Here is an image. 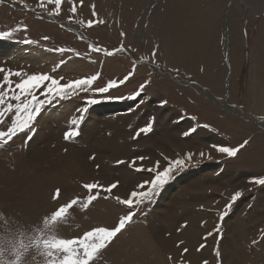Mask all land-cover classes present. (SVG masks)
Segmentation results:
<instances>
[{"label": "rangeland", "instance_id": "obj_1", "mask_svg": "<svg viewBox=\"0 0 264 264\" xmlns=\"http://www.w3.org/2000/svg\"><path fill=\"white\" fill-rule=\"evenodd\" d=\"M189 1L199 18L208 12L219 14L214 31L205 33L213 36L209 60L214 54L218 57L211 62L216 65L209 70L211 77L200 68L198 71L203 61L195 60L189 69L187 62L178 61V50L170 49V44L182 39L173 19L184 0H83L82 6L75 0V16L70 11L72 0H63L58 16L44 11L39 0L0 3V33H10L0 36V68L28 75L47 73L63 77L61 83L100 73L95 87L134 71L129 81L108 93H79L45 103L31 132L0 145V259L6 264L19 254L21 241L31 246L39 235L37 226L43 227V217L59 206L52 200L56 188L62 193L59 203H65L72 197L81 201L87 197L82 184L107 186L119 181L113 196L126 197L137 183L152 175L130 168L133 158L145 157L136 161V167L147 169L159 160L162 169L167 166L164 157L175 160L186 153L193 154L187 167L174 171L173 179L153 203L132 209L137 213L132 223L94 264H202L204 260L208 264H264V186L249 183L250 177L264 175V72L258 63L264 48V5L256 3L253 12L249 6H240L242 0ZM220 3L221 9L216 10ZM92 5L105 23L88 28ZM232 9L238 12L234 34ZM121 32L126 34V51L106 56L89 48H118ZM236 37L238 58L232 64ZM156 47L153 64L151 53ZM201 47L198 45V50ZM60 48L65 51H56ZM174 69H179V74ZM2 77L0 73V80ZM217 78L220 90L214 92L210 82ZM146 80L150 83L133 99ZM209 93L217 101L205 96ZM38 98L45 99L39 94ZM90 99L97 103H86ZM161 101L167 103L161 106ZM85 108L79 135L66 141L70 120ZM150 122L151 131L133 139L137 130ZM7 124L10 119L0 128ZM190 130V135H183ZM167 133L172 134L170 141L165 140ZM246 139L250 143L235 158L212 147H235ZM93 155L95 159H89ZM118 160L125 163L118 165ZM237 191L241 196L231 202ZM229 203L231 207L226 209ZM127 211L113 199L100 198L87 209L74 206L52 232L71 238L95 226L113 227ZM185 223L187 226L181 227ZM189 228L196 231L192 243L196 260L190 259L191 244H185L188 240L182 236ZM52 232L45 230V236ZM209 232L213 235L204 239ZM254 240L258 243L253 244ZM179 241L184 243L177 247ZM200 244L206 246L198 252ZM184 248L189 251L182 256ZM22 264H46V260L33 246L23 253Z\"/></svg>", "mask_w": 264, "mask_h": 264}, {"label": "snow or ice", "instance_id": "obj_2", "mask_svg": "<svg viewBox=\"0 0 264 264\" xmlns=\"http://www.w3.org/2000/svg\"><path fill=\"white\" fill-rule=\"evenodd\" d=\"M4 0H0L3 3ZM40 7L44 11H48L50 15H59L62 10L63 0H39ZM81 6L83 0H80ZM51 5L49 10L48 6ZM92 8V19L86 22V27L92 28L95 24H103L105 21L98 19V14L95 10V5ZM73 16L77 12L76 2L72 0V7L70 9ZM71 20L72 17H69ZM83 23V22H81ZM246 34V32H245ZM10 35V33H0V36ZM125 33L121 32L122 38L121 44L118 48L107 50L96 45H89V48L97 53H103L106 56H113L116 53L124 52L126 49L123 44V37ZM47 39V37H45ZM58 52H64L65 49H57ZM71 51V50H69ZM158 47L153 48L151 57L152 63L155 64ZM79 55V53H76ZM147 59V58H144ZM156 67H159L157 64ZM179 74V69H174ZM203 71V68H201ZM0 73H3L2 80H0V125H5L10 119V124H7L6 128H0V145L7 144L15 137L26 134L32 131V126L37 116L41 112V109L45 103H51L54 99H65L70 96L77 95L79 93H93L104 94L110 92V90L118 88L120 85L125 84L134 74V71H130L128 75L123 79H109L103 86L95 87L96 82L101 78L100 73H96L89 76H83L74 80H68L66 83H61L63 77L57 79L54 76L47 73H34L25 74L20 71L4 70L0 68ZM18 77L19 80L14 81L12 78ZM150 81H145L139 86L138 91L133 95V99L139 96ZM39 96L45 97V99L38 98ZM86 103L95 104V99H90ZM161 106L167 103V101H161ZM235 107V105H233ZM87 109H82L78 117L70 120L71 127L65 131L64 139L66 141L72 140L79 135V127L84 119L83 113ZM151 122L145 127L139 128L133 137L136 139L141 133H148L151 131ZM207 127V125H205ZM190 131L183 133L184 136L190 135ZM30 139V137H29ZM250 143L249 140H244L237 146H225V145H212V147L218 152L225 155L228 158L237 157L238 153L244 149ZM192 153H186L183 158H177L170 160L168 157H164L167 161V166L161 169V162L157 160L152 167L143 168L136 167V161H143L145 157H135L129 163V167L133 168L137 172L147 171L151 173L150 179L141 180L137 183L132 190H130L126 197L113 196V191L120 186L119 181H114L107 186L100 184L99 182L85 183L81 187L88 193L87 197L81 201L80 197H72L65 203H59L62 198L60 188H56L52 193V200L59 204L58 207L51 210L46 214L41 223L43 227L37 226L36 231L39 233L35 237L30 247H36L37 251L42 257L45 258L46 264H94L96 258L106 250L120 234L126 229V227L132 223L134 216L137 214L132 209H141L142 205L151 204L154 202V197L158 196L164 186L173 179V173L177 169H183L187 167L186 161H190ZM203 156V153H200ZM89 159H95L94 155ZM116 163L124 164L125 161L118 160ZM98 167V166H97ZM249 183L264 186V175L252 176L249 178ZM101 193H106L101 197ZM241 196V192H235L231 197V202H235ZM103 199H113L117 204L124 206L127 209L125 215H121L116 221L113 227L107 226H95L89 230L84 231L82 234L73 236L71 238H60L55 235L52 230L58 223L63 222L71 209L74 206L79 205L82 209H87L94 201ZM231 203L225 206L230 208ZM227 212L221 213L220 220L223 221ZM203 224V222H202ZM187 224L181 225L186 227ZM45 230L52 232L51 235L45 236ZM179 231V229H178ZM220 231L219 225L215 229L218 235ZM213 232L205 234L204 239L208 236H212ZM264 239V237H262ZM184 242L179 241L177 247H180ZM253 244L258 241H253ZM20 249H18V255L14 256V259L8 260L7 264H22V255L29 250V245H25L20 242ZM206 245L200 244L196 251H201ZM188 248H184L181 255L183 256L188 252ZM2 255V253H0ZM216 255L219 258V249H216ZM171 259V257H169ZM0 264H6L3 259H0ZM202 264H208L207 260H204Z\"/></svg>", "mask_w": 264, "mask_h": 264}, {"label": "bare ground", "instance_id": "obj_3", "mask_svg": "<svg viewBox=\"0 0 264 264\" xmlns=\"http://www.w3.org/2000/svg\"><path fill=\"white\" fill-rule=\"evenodd\" d=\"M184 1H185V5L184 6L182 5V8L178 12V14H179L178 17L173 19L174 23L175 22L178 23L177 29L181 32L182 39L178 38V40L176 42L174 41L173 44H170V49H173L175 53L178 50V53H176V56L178 57V61L181 62V60H182L184 63L187 62V66H188L189 69L192 68L191 65L194 63L195 60L198 59L199 62L203 61V62H201V65H203L202 66L203 67V74L209 75L211 77L212 75H210V71L209 70L210 69H215V67H216V65L212 64L211 62L212 61L214 62L215 60H217L218 57H216V54H214V55L212 54L213 55V59L209 60V58L211 57L210 49L211 48H212L211 50L214 49L213 36L211 38V37L206 36V34L210 32V29L213 30V28L217 25V22H218V19H219V14H217L218 12H208L207 15L201 16L199 18V17H197L198 13L195 14L194 13L195 10L192 7H190L191 6V4H190L191 2L190 1L188 2V0H184ZM242 1H243L241 3L242 5H240V6H244V7L245 6H249V8H251L253 12L255 10H257V4L256 3H261V5H264V0H251V1L250 0H242ZM221 4L223 5V3H220L218 6L215 7V9L216 8H218V9L220 8L221 9V6H222ZM234 8H236V10H238L239 3H236ZM24 9H27V7L25 6ZM236 10L232 9L231 13H230V17H231V20H232V22L230 23L231 26H232V31H231L232 34H234V31H235L234 22L237 20V17H238V12ZM234 19H236V20L234 21ZM202 33H204V34L206 33L205 34V39H203L201 37ZM207 35H209V34H207ZM206 37H208V38L206 39ZM232 38H234V36ZM235 39H236V43L234 42ZM235 39H233V46H232V49H231L232 53H233L231 55L232 56V59H231L232 64H236V60L238 58V56H237V54H238V46H237V41L238 40H237V37ZM263 42H264V40H263ZM162 44L164 45V43H162ZM198 45L202 46L200 48V50L202 49L201 51L198 50V48H197ZM164 51H166V49H164ZM203 51H204V53H203ZM259 58H260V61L258 62L259 63V69L263 73L264 72V48L262 49L261 54H259ZM190 63H192V64L190 65ZM199 68L201 70V67L198 65V71H199ZM224 70L221 69V71H224ZM219 80H220V78H217L215 81H211L210 82L212 84V87L215 90L214 92H218L220 90L219 85H218ZM203 92L204 91H202V94H203ZM204 93H207V92H204ZM211 93H213V92L211 91ZM211 93L206 94L205 96L208 99H210L212 102L217 101L215 98L211 97V96H213ZM242 115H245V114H242ZM165 135H166L165 136V138H166L165 140H169L170 141L172 139V134L170 135V134L167 133ZM177 208H178V206L176 208H173V209L175 211H178ZM168 221H170V220H168ZM251 223H254V222L252 221ZM238 227H239V225H238ZM241 230H242V227H241ZM195 232L196 231H194L193 228H189V230L187 229L182 234V236L184 238H186V240H188L187 242H185V244H187V245L191 244L192 250L189 253V257H190V259H194V260H196L198 258V256L193 252V246H192V243L195 241L194 237H193ZM239 232H244V231H239ZM243 234L244 233H242V236H243ZM240 235H241V233H240Z\"/></svg>", "mask_w": 264, "mask_h": 264}]
</instances>
